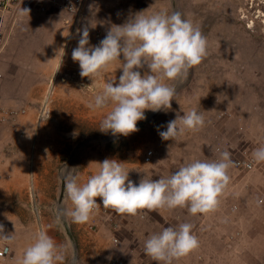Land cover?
<instances>
[{
    "label": "rangeland",
    "instance_id": "rangeland-1",
    "mask_svg": "<svg viewBox=\"0 0 264 264\" xmlns=\"http://www.w3.org/2000/svg\"><path fill=\"white\" fill-rule=\"evenodd\" d=\"M144 11L145 15L180 12L206 38L207 55L186 79L175 83L171 109L146 111V119H151L139 131L113 137L99 131L110 109L93 112L88 104L107 81L119 82L121 65L114 63L93 82L82 78L79 64L72 59L80 39L77 30L87 26L90 45L97 46L112 26L123 25ZM60 18V23L48 24L25 14L19 30L0 52L3 235L21 234L18 245L24 253L43 229L57 245L67 246L65 264H73V249L75 264H157L143 251L151 234L181 222L193 228L198 225L200 235L215 234L225 218L232 224L234 239H230L229 257L224 248L222 257L224 243L212 236L201 243L209 256L193 257V250L189 258L174 264H264V192L253 188L264 187V162L253 160L254 151L264 147V0H87L79 20L65 14ZM193 109L203 115L204 126L174 141L162 140L158 130H166L177 114ZM224 150L232 161L251 160L254 166L250 172L228 170L230 181L219 197L226 209L218 204L215 210L196 216L187 208L146 215L142 210L132 217L103 208L97 198L101 207L87 223H72L70 217L57 220L58 212L72 208L66 193L60 203V170L65 166L86 182L98 170L97 163L115 159L124 162L129 179L139 183L143 176L167 177L193 160H217ZM150 151L154 158L146 163ZM259 172L263 177H254ZM63 221L70 227L73 243ZM241 235L248 240L239 241ZM21 259L22 255L11 264H20Z\"/></svg>",
    "mask_w": 264,
    "mask_h": 264
},
{
    "label": "clouds",
    "instance_id": "clouds-1",
    "mask_svg": "<svg viewBox=\"0 0 264 264\" xmlns=\"http://www.w3.org/2000/svg\"><path fill=\"white\" fill-rule=\"evenodd\" d=\"M23 11L28 13L27 9ZM145 12L135 14L123 25L112 26L97 46L90 45L87 26L77 30L80 39L72 51V59L79 64L82 78L93 82V78H102L114 63L121 65L119 82L107 81L103 91L88 104L93 112L110 109L101 120L99 131L113 137H127L139 131L137 123L146 119V111L171 109L175 83L186 79L207 55L206 38L180 12L152 15ZM145 68L147 71L142 75ZM204 124L203 115L193 109L183 116L177 114L167 123L166 130H158V134L164 141H174L186 133L199 131ZM253 160L257 164L264 162V147L254 151ZM97 164L98 170L86 182H80L75 169L65 166L60 170L72 208L58 212V221L70 217L72 223H87L94 210L101 207L97 198L103 208L132 217L142 214V210H146L143 212L146 215L159 209L178 208H187L191 216L207 214L215 210L229 184L228 170L234 161L230 152L224 150L217 160H193L167 177L153 180L143 176L139 183L129 179L124 162L105 159ZM3 231L0 226V241L13 244L15 233L4 236ZM198 246L192 224L181 222L151 234L144 241L143 251L157 264H174ZM67 251L66 245H57L41 229L24 251L20 264H65ZM72 259L75 264L74 249Z\"/></svg>",
    "mask_w": 264,
    "mask_h": 264
},
{
    "label": "built area",
    "instance_id": "built-area-1",
    "mask_svg": "<svg viewBox=\"0 0 264 264\" xmlns=\"http://www.w3.org/2000/svg\"><path fill=\"white\" fill-rule=\"evenodd\" d=\"M86 2L87 0H0V52L7 42L5 21L8 16L13 18L22 10L28 9L41 15L59 12L71 17L72 21L79 20L84 14ZM3 111V108L0 107V117L3 115ZM153 158L154 152L150 151L145 155V162L150 163ZM233 167L242 172H250L254 166L251 160L238 159L234 161ZM5 247H7V251H5ZM9 249V245L0 244V259L10 257Z\"/></svg>",
    "mask_w": 264,
    "mask_h": 264
},
{
    "label": "crops",
    "instance_id": "crops-1",
    "mask_svg": "<svg viewBox=\"0 0 264 264\" xmlns=\"http://www.w3.org/2000/svg\"><path fill=\"white\" fill-rule=\"evenodd\" d=\"M25 14H28L29 15V19L32 16L41 17L42 22L43 23L44 22H47L48 24L55 23V21H57V22L59 21V23H60V20H61L60 15H63L62 13H59V12H57V13H51V14H48V15H41V14L37 13L36 11L28 10V13H27V12H24L22 10L21 12H19L13 18H11V17L8 16V18L5 21V34L7 35L8 39L6 40L7 42H6V44H5V46H4V48H3L2 51H4L7 48L8 44H9V41H10L9 38L12 37V35L19 30V28H20V26L22 24V22H21L22 21V17L25 16ZM37 14H39V16ZM19 20H20V22H19ZM254 177L262 178L263 176L259 172V174L258 175H255ZM255 183H257V182H255ZM253 188H254L255 191L256 190L259 191V193H261L260 191L264 192V187H262L260 185L254 186ZM247 196L248 195L244 196V199ZM240 197H242V196H240ZM248 198L250 199V197H248ZM248 198H246L247 199V202L249 200ZM254 201H256V199ZM218 204L221 205L220 208L222 207V209H226V208H224L225 207V204L223 202L222 203H218ZM249 206L251 207L252 205H249ZM227 207H228V210H231V209H229L230 208L229 204H228ZM235 209H236V207H235ZM220 221L221 222L219 223V226L218 227L216 226L217 227L216 230H215V232H216L215 234L216 235L215 234H204V235H207V236L200 235V233H198V225L196 227L197 229L195 228L196 225L195 224L193 225L194 228L192 227V232L197 237V239L199 241V246L196 249H194V251H193V254H192L193 257H195V256H199V257L209 256V254H208L209 252L208 253L205 252L206 249L202 246V244L204 242H206V241H209V237H212V236L215 237V241H219L220 240L222 243H224V245H223L224 247H222V257H225V255H224L225 254V251H227L226 252L227 256L228 257L230 256L229 255L230 253H229L228 250L230 249V239L233 238L230 235L231 234L230 225H232V224H231L230 220L228 221V219H225V218L220 219ZM240 222L242 223V221H240ZM243 224H245V223H243ZM20 235L19 236H15L14 243L9 245L10 248H11V250H12V255L9 258H6L5 260L0 259V264L2 263L1 261H6L8 264L14 263L16 260H18V258L21 255L23 256V254H24L23 253V250H21L20 245H18V239H19ZM242 239L245 241L247 238L244 235L243 236L242 235L239 236V241H241ZM232 240H234V239H232ZM21 244H22V241H21ZM223 248H224L225 251L223 250ZM190 255L191 254H188L184 258H189Z\"/></svg>",
    "mask_w": 264,
    "mask_h": 264
},
{
    "label": "water",
    "instance_id": "water-1",
    "mask_svg": "<svg viewBox=\"0 0 264 264\" xmlns=\"http://www.w3.org/2000/svg\"><path fill=\"white\" fill-rule=\"evenodd\" d=\"M150 119L151 118H147L144 121H142L141 123L137 124V128H140L141 126L147 124L150 121ZM64 195H65V191H64V185H63L62 193L60 195V203L64 200ZM63 226H64V228L66 230V233L68 234L69 239L73 243L74 237H73V234H72V232L70 230V227H69L68 223L66 221H63Z\"/></svg>",
    "mask_w": 264,
    "mask_h": 264
}]
</instances>
